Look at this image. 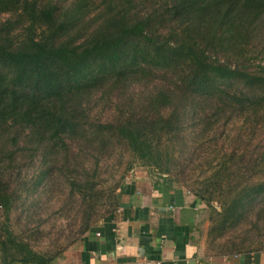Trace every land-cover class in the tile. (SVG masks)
Listing matches in <instances>:
<instances>
[{
  "label": "trees",
  "instance_id": "obj_1",
  "mask_svg": "<svg viewBox=\"0 0 264 264\" xmlns=\"http://www.w3.org/2000/svg\"><path fill=\"white\" fill-rule=\"evenodd\" d=\"M114 100L117 117L94 115ZM229 125H240L228 135L233 147L223 153L218 137L209 141L207 157L219 158L211 187L227 188L210 242L264 202V0H0L1 263L49 264L62 254L34 251L9 213L25 191L31 208L61 177L81 193L70 175L87 150L119 144L167 172L163 137L199 160V141ZM204 192L193 195L213 201L216 191ZM81 194L71 242L118 207L116 193L106 203ZM99 205L104 214L94 217ZM235 253L243 252L223 255Z\"/></svg>",
  "mask_w": 264,
  "mask_h": 264
},
{
  "label": "rangeland",
  "instance_id": "obj_2",
  "mask_svg": "<svg viewBox=\"0 0 264 264\" xmlns=\"http://www.w3.org/2000/svg\"><path fill=\"white\" fill-rule=\"evenodd\" d=\"M116 100L103 107V104L94 108V115L103 119L117 117L119 109L116 107ZM240 125H229L221 127L215 134H206L198 143L199 153L202 158L197 160L193 155L191 160H185V155L180 154V143L173 138L163 137L162 143L158 144L160 154V168L168 169L167 172L159 171L154 166H146L143 160L135 156L128 148L119 144H114L102 152H90L87 150L82 156V164L77 167L75 172H71V178L77 181L81 193L90 195L97 193L101 203H106L111 193L115 194L121 182L136 167H147L155 173L165 175L174 180L178 185H182L192 194L195 191L203 192L204 197L209 198L205 189L216 191L213 201L207 203L200 202L202 208L203 233L205 232V245L208 253L212 256H221L230 251L250 252L264 249V202L257 206L255 212L243 220L237 227L228 230L221 238L210 242L209 230L214 216V210L219 212L222 201L226 197L227 188L225 181L221 187H211L216 185L213 178V168L218 167V156L207 157L216 148L213 141L217 138V149L222 152L231 148L228 135L239 130ZM248 133H243V135ZM251 135V134H248ZM259 135V134H258ZM194 149V147H193ZM221 157V155H219ZM212 159V160H211ZM39 167V166H38ZM37 165L25 176L27 185L32 172L38 171ZM128 167H131L127 169ZM264 178V171L259 174ZM209 187V188H208ZM40 188V187H39ZM40 199H34V206L29 208L30 201L25 200L27 191L24 192L23 199L15 203L9 213L11 229L25 241H28L34 251L43 255H52L57 250L63 249L61 253L68 250L77 241L71 242L73 234L76 233L78 223L84 209V200L80 192H72L65 180L61 177L55 179L50 187L43 189ZM220 191V192H219ZM88 202V201H85ZM105 206L99 205L93 211V216L97 213L104 214ZM5 220L0 209V222ZM100 221V220H99ZM79 240V239H78ZM2 255L0 252V264Z\"/></svg>",
  "mask_w": 264,
  "mask_h": 264
},
{
  "label": "crops",
  "instance_id": "obj_3",
  "mask_svg": "<svg viewBox=\"0 0 264 264\" xmlns=\"http://www.w3.org/2000/svg\"><path fill=\"white\" fill-rule=\"evenodd\" d=\"M116 195L117 209L49 264H264V249L211 256L200 200L165 175L136 167Z\"/></svg>",
  "mask_w": 264,
  "mask_h": 264
},
{
  "label": "built area",
  "instance_id": "obj_4",
  "mask_svg": "<svg viewBox=\"0 0 264 264\" xmlns=\"http://www.w3.org/2000/svg\"><path fill=\"white\" fill-rule=\"evenodd\" d=\"M129 264H142V263L135 262V263H129ZM145 264H161V263H158V262H146Z\"/></svg>",
  "mask_w": 264,
  "mask_h": 264
}]
</instances>
